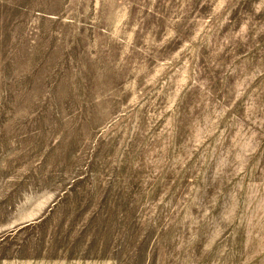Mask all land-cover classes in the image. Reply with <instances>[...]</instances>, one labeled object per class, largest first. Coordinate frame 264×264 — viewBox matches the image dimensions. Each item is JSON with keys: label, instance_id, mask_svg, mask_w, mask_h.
Wrapping results in <instances>:
<instances>
[{"label": "rangeland", "instance_id": "374dc122", "mask_svg": "<svg viewBox=\"0 0 264 264\" xmlns=\"http://www.w3.org/2000/svg\"><path fill=\"white\" fill-rule=\"evenodd\" d=\"M0 264H264V0H0Z\"/></svg>", "mask_w": 264, "mask_h": 264}]
</instances>
